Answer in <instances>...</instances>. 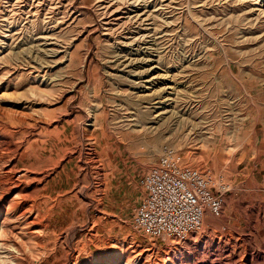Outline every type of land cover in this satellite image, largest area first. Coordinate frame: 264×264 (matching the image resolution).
Wrapping results in <instances>:
<instances>
[{
  "label": "rangeland",
  "instance_id": "rangeland-1",
  "mask_svg": "<svg viewBox=\"0 0 264 264\" xmlns=\"http://www.w3.org/2000/svg\"><path fill=\"white\" fill-rule=\"evenodd\" d=\"M263 4L0 0L8 264H264ZM141 60L156 68L141 75ZM160 73L162 98L146 83ZM166 146L230 187L222 214L181 242L130 222Z\"/></svg>",
  "mask_w": 264,
  "mask_h": 264
},
{
  "label": "built area",
  "instance_id": "built-area-1",
  "mask_svg": "<svg viewBox=\"0 0 264 264\" xmlns=\"http://www.w3.org/2000/svg\"><path fill=\"white\" fill-rule=\"evenodd\" d=\"M143 191L133 207L131 226L155 238L186 241L203 229L207 216L222 214L228 185L209 171L183 165V155L164 147L157 162L140 178Z\"/></svg>",
  "mask_w": 264,
  "mask_h": 264
},
{
  "label": "bare ground",
  "instance_id": "bare-ground-1",
  "mask_svg": "<svg viewBox=\"0 0 264 264\" xmlns=\"http://www.w3.org/2000/svg\"><path fill=\"white\" fill-rule=\"evenodd\" d=\"M118 4V3H117ZM127 4V3H126ZM109 5V4H108ZM108 5H107V7H108ZM264 5V4H263ZM104 6H105V4H104ZM110 6V5H109ZM260 6V5H259ZM109 8V7H108ZM130 8V7H129ZM105 9V8H104ZM137 10V9H136ZM115 11V10H114ZM143 11V10H142ZM132 12V11H131ZM137 12V11H136ZM136 12H134L135 14H136ZM39 13V12H38ZM106 13V12H105ZM115 13V12H114ZM106 14H108V13H106ZM142 14V13H141ZM132 15V14H131ZM138 15H139V13H138ZM147 15V14H146ZM108 16H109V14H108ZM107 16V17H108ZM137 16V15H136ZM106 17V18H107ZM130 17V16H129ZM132 17V16H131ZM134 17V16H133ZM140 17V16H139ZM60 19V18H59ZM129 19V18H128ZM131 19V18H130ZM137 18H135V20H136ZM139 19V18H138ZM142 19V18H141ZM140 19V20H141ZM112 22V21H111ZM49 25H50V23H49ZM48 25V26H49ZM55 25V24H54ZM55 26H57V24L55 25ZM54 26V27H55ZM144 26V25H143ZM50 28V27H49ZM123 28V27H122ZM107 29V28H106ZM109 31V30H108ZM126 31V30H125ZM138 33V32H137ZM125 36V35H124ZM52 37V36H51ZM134 37V36H133ZM57 38V37H56ZM126 38V37H125ZM43 42V41H42ZM59 44V43H58ZM51 47V46H50ZM40 48V47H39ZM46 49H47V47H45ZM42 50V49H41ZM44 51V50H43ZM42 51V52H43ZM130 51V50H129ZM128 51V52H129ZM62 52V51H61ZM63 52H65V51H63ZM51 53H53L52 55H57L58 53H60V49H54V50H52V52ZM50 54V53H49ZM45 56V55H44ZM43 57V56H42ZM50 57V56H49ZM118 58V57H117ZM116 58V59H117ZM154 59V58H153ZM142 62L140 63L141 65H139V67H147V68H145V70H143V72H141L140 74L141 75H143V74H145V73H147V72H152V70L153 69H155L156 68V66H153L152 68H148L150 65H151V63H149V65L147 64L149 61H151V60H145V61H143V60H141ZM47 63V62H46ZM45 63V64H46ZM122 64V63H121ZM123 65H124V69H129V70H127L128 71V73H130V75L134 72V69L133 68H136V64H135V62H134V60H132V59H130V60H125L124 62H123ZM47 66V65H46ZM143 69V68H142ZM141 70V69H140ZM136 73V72H135ZM134 73V74H135ZM138 73V72H137ZM140 75V76H141ZM146 77V76H145ZM165 78H167V76L165 75V74H158V75H156V76H154V77H152L151 76V78H149V79H147L146 80V83H149V94L148 95H153V93L154 92H157L156 94H158L159 93V96H158V98H162V96H163V93L164 92H162L163 90H165V89H170V85H168L167 83H166V80H165ZM139 79V78H138ZM144 80V79H143ZM161 83V82H165V86L164 87H159V88H157L156 86H157V84L158 83ZM144 84V83H143ZM171 84V83H170ZM147 86V85H146ZM173 86V85H172ZM156 87V88H155ZM155 88V89H154ZM147 89V88H146ZM175 90V89H174ZM179 90V89H178ZM177 90V91H178ZM144 92V94L146 95V93H145V91H143ZM168 93H170L169 95H171V92H168ZM178 93V92H177ZM173 94V93H172ZM147 95V96H148ZM140 96V95H139ZM144 96V95H143ZM146 96V97H147ZM173 96V95H172ZM145 97V98H146ZM167 99V98H166ZM174 99L175 98H173V97H169L167 100H173L174 101ZM172 101V102H173ZM159 103V105L160 104H164V102L162 101V102H158ZM159 107V106H158ZM155 108H157V107H155ZM165 111H163V110H161V111H159V112H157V120L160 122V120H162V118L164 119V116H163V113H164ZM90 116V115H89ZM91 118V117H90ZM166 119V118H165ZM95 126V125H94ZM12 205V204H11ZM9 207H11V206H9ZM15 207V206H14ZM14 207H12V208H14ZM8 209V208H7ZM9 210V209H8ZM8 214V213H7ZM9 215V214H8ZM7 215V216H8ZM16 216V215H15ZM13 217V216H12ZM1 223V222H0ZM9 226V225H8ZM4 228V227H3ZM31 231V230H30ZM33 233V232H32ZM38 234V233H37ZM1 235H2V233H1ZM1 235H0V239H1ZM33 235V234H32ZM1 241V240H0ZM1 246H2V244L0 243V264H8L7 263V257H4L3 255H2V251H1Z\"/></svg>",
  "mask_w": 264,
  "mask_h": 264
},
{
  "label": "crops",
  "instance_id": "crops-1",
  "mask_svg": "<svg viewBox=\"0 0 264 264\" xmlns=\"http://www.w3.org/2000/svg\"><path fill=\"white\" fill-rule=\"evenodd\" d=\"M153 165H149V169L152 167ZM149 169H147L146 171H144V173H146ZM141 191H142V189H141ZM142 196H143V191H142ZM141 196V197H142Z\"/></svg>",
  "mask_w": 264,
  "mask_h": 264
}]
</instances>
